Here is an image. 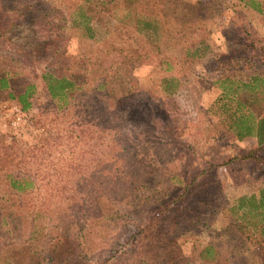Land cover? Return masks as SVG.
I'll return each mask as SVG.
<instances>
[{"label":"rangeland","instance_id":"obj_1","mask_svg":"<svg viewBox=\"0 0 264 264\" xmlns=\"http://www.w3.org/2000/svg\"><path fill=\"white\" fill-rule=\"evenodd\" d=\"M131 3L98 9L100 35L91 40L72 26L76 0H0V77L15 79L19 92L36 87L43 126L29 128L18 106L0 99V175L38 177V190L17 202L21 232L5 248L0 239V264H33L49 225L61 235L67 229L70 238L84 231L92 239L87 256L72 257L73 263L168 264L166 251L138 244L149 211L165 207L172 208L158 212L163 232L182 247L176 264H202L199 254L211 244L234 264H264L258 233L230 210L264 188V159L248 158L259 152L257 138L238 141L230 132L229 115L238 106L225 98L231 84L219 82L264 81V13L214 0L197 26L184 19L185 34L159 16L153 46L136 38ZM63 47L65 62L57 54ZM97 58L106 61L102 75L93 71ZM49 70L89 75L93 84L105 77L107 102L80 97L57 111L42 81ZM259 89L264 92V82ZM114 102L122 111L105 127L97 108ZM111 132L117 135L110 138ZM192 183L194 193L187 191Z\"/></svg>","mask_w":264,"mask_h":264},{"label":"trees","instance_id":"obj_2","mask_svg":"<svg viewBox=\"0 0 264 264\" xmlns=\"http://www.w3.org/2000/svg\"><path fill=\"white\" fill-rule=\"evenodd\" d=\"M237 1L242 4L244 8L255 10L260 14L264 13V0ZM128 2H133L131 4L137 7L135 10L136 18L134 19L136 35L138 36L136 38H140L145 44L149 43L155 46L156 39L154 35L158 27L159 16H162L167 23L173 22L177 24L176 27L178 30L185 31V23H182L184 19L188 17L187 22L189 23V21H192L190 22L191 26H197V24L203 22L199 21L200 11L210 6L213 7L212 4L214 0H85L82 4L76 0L75 9L70 14L67 13L72 20L73 27L79 29L82 34L89 39L97 40L100 35V25L96 23L97 19L95 17V12L98 9H103V11L107 9L116 11L124 4H128ZM128 9H130V7ZM118 21L123 23L125 19H119ZM116 32L119 33L118 28ZM185 33L186 31L184 34ZM106 34L107 36L113 35L109 32ZM197 51L198 49L195 50V52ZM57 54L59 61H66L65 58L67 55L64 47L60 50L57 49ZM92 65L94 73L102 75L101 68L106 65V61L97 58L93 60ZM57 72L58 71L49 70L44 72L42 76L45 95L49 98V102L55 106L57 111H67V109H69L72 104H75L80 97L101 101V103L107 102V93L105 92L107 80L105 77L93 84L89 75H75V73L64 75V73L59 74ZM60 72L62 71L60 70ZM14 80L15 79L8 75L0 77V99L4 98L10 103L18 106L20 111L26 115L30 123H32L29 128L42 126L40 125V115L35 114L36 87L30 85L26 87L24 91L19 92L15 87L13 88V85H15ZM219 82L227 85L231 84V89H229L228 92L227 89H225V98L235 102L238 106V108L234 109L231 115H229L230 132L233 133L238 141H243L246 138H257L259 152L257 153L256 151L250 154L248 158L255 162L260 161V163H262L261 161L264 159V92L260 91L259 83L264 82L263 79L261 81V78H256L254 81L247 83L237 82L232 79L220 80ZM118 104L119 102H114V104L98 106L97 109L103 115L104 120H106L104 124L105 127L106 125H110L111 120L119 118L116 115H118L122 109ZM226 110L231 112L228 108ZM32 119L34 122H32ZM109 127L111 128V125ZM25 134H28V132ZM114 134V132H111L109 137L113 138L112 136ZM116 135L117 134H115V136ZM37 138L38 135L36 134L34 140ZM113 144L116 145V141H113ZM109 148H112V144H110ZM114 151L115 148H113L111 153H114ZM109 156L111 158L113 154H109ZM37 178V176L33 175L29 177L14 176L8 172L0 175V239L3 240V248L9 244L8 239L12 233L21 232L17 226L20 225L18 221L22 218L20 215L22 213L20 212V206H18L19 203L17 202L22 200V196L25 195V193L38 190ZM199 178L200 176H195L193 182L199 181ZM171 179L175 180L179 179V177L172 175ZM193 185V183L192 185H188L187 191L191 190L194 193ZM171 208L165 207V209L158 210V212L160 214H165V211L168 212ZM80 209L81 213H84V209ZM230 210L235 221H240L242 223L241 226L254 228L258 233V247L261 248V246L264 245V188L259 190L256 194L240 198ZM149 212L152 214H149L150 216L146 218L145 224H143L138 232V244L150 248L153 246L152 249L155 254L161 252L165 254L166 251V262L168 264H176L179 260L180 249H182L179 240L177 238L171 240L169 236L164 234L163 231L166 228V223L163 218L158 217L159 213L157 211ZM39 215H41V213H38L35 218ZM21 220H23V218ZM57 230H59L58 226L53 225L51 228L49 225V230L44 234V238L40 237L42 239L38 241V244L42 248L41 252L37 256L34 255L33 259L30 258L32 263L36 264V261L42 260L44 264H87L85 261H83V263H73L70 261L72 257L77 259L78 256L88 254L89 248H91L92 239L90 240L87 234L84 235L85 233L83 230L85 229L81 230L83 234L76 233L75 238L67 236V229L62 232V235L59 234ZM32 233L30 240H33L34 234H36L35 231H32ZM243 244L247 245L245 239L243 240ZM28 245H31V243H28ZM33 250L34 248L30 247V251ZM221 254V249L218 245H208L201 250L199 262L202 264H234V259L230 261L229 258L226 259ZM17 256L21 258L24 255ZM237 259L238 257L235 261Z\"/></svg>","mask_w":264,"mask_h":264}]
</instances>
